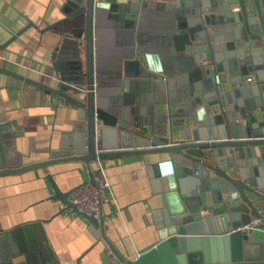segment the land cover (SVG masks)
Segmentation results:
<instances>
[{
    "label": "water",
    "instance_id": "water-1",
    "mask_svg": "<svg viewBox=\"0 0 264 264\" xmlns=\"http://www.w3.org/2000/svg\"><path fill=\"white\" fill-rule=\"evenodd\" d=\"M154 7L176 19L166 24L172 34L164 47L148 42ZM48 29L61 39L51 56L56 86L1 65L0 72L57 95L82 117L48 159L12 164L2 156L0 175L80 161L94 182L97 158L166 153L148 166L160 182L158 242L135 257L115 247L102 212L97 218L69 201L82 183L64 191L47 174L51 198L89 221L105 244L102 264L112 257L113 264H264V239L234 230L258 215L264 187V0H66ZM248 74L254 79L246 81ZM21 231L25 236L16 240ZM47 246L42 219L0 228V264H15L22 255L28 264H61Z\"/></svg>",
    "mask_w": 264,
    "mask_h": 264
},
{
    "label": "crops",
    "instance_id": "crops-1",
    "mask_svg": "<svg viewBox=\"0 0 264 264\" xmlns=\"http://www.w3.org/2000/svg\"><path fill=\"white\" fill-rule=\"evenodd\" d=\"M65 1L0 0V43L4 45L0 47V53L7 58L0 61V65L56 86L59 78L51 56L61 39L56 32L44 29L61 17ZM148 20V42L153 40L151 43L164 47V41L172 34L166 24L172 27L176 19L162 16L160 7H154ZM18 30H22L20 35L12 38L13 32ZM108 37L111 39L110 35ZM106 47L111 50L114 45ZM107 53V57L113 56L112 52ZM134 67L129 69L133 74ZM249 76L254 79L253 74L245 75V79ZM81 117V109L60 102L57 95L48 94L17 76L0 72V125L3 129L0 167L4 165L2 156L12 164L18 160L29 164L48 159L51 149L59 147ZM167 156L166 153H139L105 159L116 204H106L102 209L104 231L125 256L135 257L158 242L155 217L162 199L156 186L160 182L156 184L150 177L148 166ZM95 167L94 160L93 172ZM47 174H51L64 191L90 180L88 168L80 161L56 162L46 168L1 174L0 228L11 229L42 219L47 247L61 264H75L95 243L80 259V264H102L100 252L104 249V241L97 240L84 216L74 213L71 208L65 209L59 198H51L53 188ZM115 206L121 211H116ZM22 236L25 233L18 232L15 239ZM15 264L28 263L22 255Z\"/></svg>",
    "mask_w": 264,
    "mask_h": 264
},
{
    "label": "built area",
    "instance_id": "built-area-1",
    "mask_svg": "<svg viewBox=\"0 0 264 264\" xmlns=\"http://www.w3.org/2000/svg\"><path fill=\"white\" fill-rule=\"evenodd\" d=\"M7 58L0 53V61H5ZM252 77H247L246 81H251ZM95 140L100 138V122L95 120ZM207 152L211 151V147H208ZM96 167L93 172L94 182L87 180L80 186L73 189L69 195V201L75 203L79 211L86 214L92 213L95 217L101 215L102 209L106 204L115 203V197L112 195V185L107 177L106 167L107 161L105 159L97 158ZM261 194L259 197L256 208L258 209V215H251L249 221L245 224L237 226L234 230H241L245 235L251 239H264V187L258 190ZM64 207H66L64 205ZM116 207V206H115ZM67 209V208H65ZM73 211V210H72ZM116 211H121L116 207ZM76 213L75 211H73ZM110 264L116 261L115 257L110 258ZM121 264V263H117Z\"/></svg>",
    "mask_w": 264,
    "mask_h": 264
}]
</instances>
